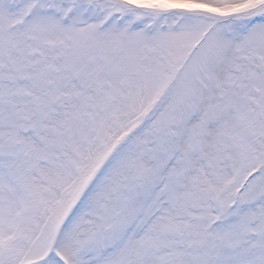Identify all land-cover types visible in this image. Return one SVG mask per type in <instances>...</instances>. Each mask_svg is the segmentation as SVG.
Listing matches in <instances>:
<instances>
[{
	"label": "snow or ice",
	"instance_id": "6c2138e0",
	"mask_svg": "<svg viewBox=\"0 0 264 264\" xmlns=\"http://www.w3.org/2000/svg\"><path fill=\"white\" fill-rule=\"evenodd\" d=\"M0 264H264V0H0Z\"/></svg>",
	"mask_w": 264,
	"mask_h": 264
}]
</instances>
